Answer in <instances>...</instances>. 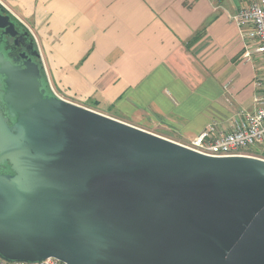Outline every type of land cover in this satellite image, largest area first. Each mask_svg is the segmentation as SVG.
I'll return each mask as SVG.
<instances>
[{"label":"water","instance_id":"95a60500","mask_svg":"<svg viewBox=\"0 0 264 264\" xmlns=\"http://www.w3.org/2000/svg\"><path fill=\"white\" fill-rule=\"evenodd\" d=\"M22 25L0 9L6 34L31 38L0 51L1 258L264 264V158L209 156L62 98Z\"/></svg>","mask_w":264,"mask_h":264},{"label":"crops","instance_id":"0c3cea01","mask_svg":"<svg viewBox=\"0 0 264 264\" xmlns=\"http://www.w3.org/2000/svg\"><path fill=\"white\" fill-rule=\"evenodd\" d=\"M1 1L67 100L185 145L256 109L264 56H244L231 16L257 0Z\"/></svg>","mask_w":264,"mask_h":264},{"label":"built area","instance_id":"2783aa9c","mask_svg":"<svg viewBox=\"0 0 264 264\" xmlns=\"http://www.w3.org/2000/svg\"><path fill=\"white\" fill-rule=\"evenodd\" d=\"M231 18L238 25L242 40L245 41L249 38L254 42V46L245 43L244 56L248 60H251L253 54L264 56V0H257L251 6L238 10ZM24 25L29 29L38 45L34 32L28 25ZM254 83L259 90L254 96L256 104L254 111L243 113L241 121L237 122L231 131L220 130L218 124L213 122L193 142L186 145L203 154L216 157L250 155L247 153L249 149L264 153V80L257 79ZM251 156L263 157L260 155ZM0 264L66 263L54 257L38 262H10L0 257Z\"/></svg>","mask_w":264,"mask_h":264},{"label":"flooded vegetation","instance_id":"af4514ba","mask_svg":"<svg viewBox=\"0 0 264 264\" xmlns=\"http://www.w3.org/2000/svg\"><path fill=\"white\" fill-rule=\"evenodd\" d=\"M0 9L5 10L6 14H9V22L12 23L13 28L21 34L22 22L17 18V16L10 10L1 0H0ZM2 22L4 19L2 17ZM14 30V31H15ZM12 36L11 34H6L3 28H0V51L7 52L11 57H17L22 51L25 50V47L30 44V37L25 33L24 35ZM32 37V36H31ZM23 44H26L24 46Z\"/></svg>","mask_w":264,"mask_h":264},{"label":"rangeland","instance_id":"374dc122","mask_svg":"<svg viewBox=\"0 0 264 264\" xmlns=\"http://www.w3.org/2000/svg\"><path fill=\"white\" fill-rule=\"evenodd\" d=\"M247 153L250 154V155H260V156H263L262 158H264V153H262V152H257V151L254 150V149H249V150L247 151Z\"/></svg>","mask_w":264,"mask_h":264}]
</instances>
